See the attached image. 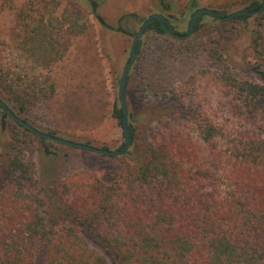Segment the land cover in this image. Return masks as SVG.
<instances>
[{
  "label": "trees",
  "instance_id": "obj_1",
  "mask_svg": "<svg viewBox=\"0 0 264 264\" xmlns=\"http://www.w3.org/2000/svg\"><path fill=\"white\" fill-rule=\"evenodd\" d=\"M202 14L195 17V30ZM145 31L166 34L157 19ZM259 39L256 32L255 77L228 63L221 41L207 42L200 57V43L197 49L188 39L166 46L154 40L147 62L165 84L176 79L170 92L188 95L194 81L206 80L200 96L207 99L211 91L214 102L177 105L151 129L143 154L116 168L113 181L82 168L47 190L24 149L26 135L15 134L9 153L0 144V264H264ZM17 82L16 77L9 81L8 73L0 75V98L5 101L6 95L21 109L36 92L18 88ZM0 115L9 117L1 106ZM112 116L121 125V105L114 104ZM127 126L133 148L128 154L137 156L136 126Z\"/></svg>",
  "mask_w": 264,
  "mask_h": 264
},
{
  "label": "rangeland",
  "instance_id": "obj_2",
  "mask_svg": "<svg viewBox=\"0 0 264 264\" xmlns=\"http://www.w3.org/2000/svg\"><path fill=\"white\" fill-rule=\"evenodd\" d=\"M253 1L261 2L194 0L195 7L213 9L221 15L245 9ZM161 4L159 0H0V75L8 73L9 81L11 77L18 79V88L36 92L21 109L6 95L4 102L41 131L98 148L119 149L124 142L123 131L112 110L114 104L121 105V75L133 34L155 12H162L177 32L185 33L195 8L191 0H162ZM256 32L264 50V9L245 19L225 21L202 14L199 28L183 38L197 49L200 43V57L205 55L207 42H223L228 63L255 77L251 67L259 60L253 42ZM154 40L165 46L182 44L180 39L153 31H145L140 38L124 89L127 124L136 126L137 156L128 154L133 148L124 155L100 157L86 149L43 140L21 132L11 118L0 115L3 152L9 153L17 132L26 135L29 141L24 149L47 190L55 181L82 168L100 171L106 181L116 179V168L133 163L143 154L151 129L177 105L186 108L193 101L202 107L214 102L211 91L207 99L200 96L206 80L201 85L194 81L188 95L170 92L176 79L165 84L166 79L147 62ZM42 47L47 51L45 56Z\"/></svg>",
  "mask_w": 264,
  "mask_h": 264
},
{
  "label": "water",
  "instance_id": "obj_3",
  "mask_svg": "<svg viewBox=\"0 0 264 264\" xmlns=\"http://www.w3.org/2000/svg\"><path fill=\"white\" fill-rule=\"evenodd\" d=\"M264 8V1L261 4V6L256 9L253 12H249L248 9H242V10H238V11H234L232 13H229L227 15H218L216 13L215 10L209 9V8H197L195 9L192 14L189 17V23H188V30L187 32L183 35V37H188L191 35V33L193 32V19L194 17L199 14V13H206L210 16H212L213 18H216L218 20H231L239 15H254L257 14L260 10H262ZM156 18L159 23L161 24V26L163 27V29L169 33L172 34V30L167 27L164 24V16L160 13H152L150 14L145 20L144 22L140 25V27L138 28V30L134 33L132 42H131V46H130V56L128 61L126 62V65L123 69L122 75H121V81H120V87H119V99H120V103L121 106L124 110V117L121 120V126H122V131H123V136H124V146L121 149H107V148H98V147H94L92 145H89L87 143H80V142H75V141H71L68 139H64L61 137H58L52 133H48L45 131H41L37 128H35L34 126H32L29 122H27L26 120L22 119L21 117H19L18 115H16V113H14L12 111V109L0 98V106L6 111L7 115L15 122H17L18 124L22 125L23 127H26L29 131H31L34 135H37L38 137H40L41 139L45 140V139H50L53 140L55 142L58 143H63V144H67L70 146H74V147H78V148H86V149H90L94 152H98V153H103V154H110V155H124L128 152L130 145H131V136H130V131L129 128L127 126V114H126V105H125V97H124V89H125V84H126V80H127V75H128V71L130 69V67L132 66L135 57H136V43L139 40V38L143 35L145 27L148 25V23L153 19ZM99 21L103 24V20H101L100 17H98Z\"/></svg>",
  "mask_w": 264,
  "mask_h": 264
},
{
  "label": "flooded vegetation",
  "instance_id": "obj_4",
  "mask_svg": "<svg viewBox=\"0 0 264 264\" xmlns=\"http://www.w3.org/2000/svg\"><path fill=\"white\" fill-rule=\"evenodd\" d=\"M263 1H264V0H261L260 3H258V2L256 3V2L253 1L250 5H248L247 7H245V9H248L249 12H253V11H255L256 9H258V8L261 6V4L263 3ZM159 3L161 4V3H162V0H159ZM258 4H260V6H259L258 8L249 9V8L254 7V6L258 5ZM161 5H162V4H161ZM191 5H192L193 7H195V2H194V0H191ZM197 8H203V7H195V8L193 9V11H194L195 9H197ZM205 8H206V7H205ZM263 9H264V8H263ZM263 9H262V10H263ZM212 10H213V9H212ZM241 10H242V9H241ZM262 10H260L259 12H261ZM193 11H192V12H193ZM215 11H216V10H215ZM236 11H238V10H236ZM192 12H191V14H192ZM233 12H234V11H233ZM259 12H258V13H259ZM155 13H158V12H155ZM216 13H217L218 15H221V14H220L219 12H217V11H216ZM231 13H232V12H231ZM258 13H257V14H258ZM151 14H152V13H151ZM160 14H162V12H160ZM191 14H190V15H191ZM204 14H206V13H204ZM149 15H150V14H149ZM149 15H148V16H149ZM162 15L164 16V24L172 30V34H169V33H167V32L165 31L166 34L169 35V36H171V37H173V38H175V39H184V38H183V35H184L187 31H186L185 33L177 32V31L174 29L173 25L169 23L167 17H166L164 14H162ZM190 15H189V17H190ZM226 15H227V14H226ZM254 15H256V14H254ZM254 15H249V14H248V15H239V16H242V19H245V18H247V17H251V16H254ZM132 16H135V15H132ZM148 16H147V17H148ZM221 16H222V15H221ZM147 17H146V18H147ZM195 17H196V16H195ZM195 17H194V19H193V27H194V28H193V32L195 31V26H194V20H195ZM211 17H212V16H211ZM146 18H145V19H146ZM235 18H237V17H235ZM235 18H233V19H235ZM145 19H144V20H145ZM153 19H156V18H153ZM153 19H152V20H153ZM215 19H216V18H215ZM144 20L141 22V24L144 22ZM152 20H151V21H152ZM231 20H232V19H231ZM151 21H150V22H151ZM223 21H225V20H223ZM150 22H149V23H150ZM149 23H148V24H149ZM188 23H189V18H188ZM103 24L105 25L104 22H103ZM141 24H140V25H141ZM160 25H161V24H160ZM139 27H140V26H139ZM146 27H147V26H146ZM146 27H145V29H146ZM137 30H138V29H137ZM187 30H188V28H187ZM144 32H145V30H144ZM193 32H192V33H193ZM192 33H191V34H192ZM143 34H144V33H143ZM133 36H134V34H133ZM140 38H141V37H140ZM140 38H139V40L137 41V43L140 41ZM132 39H133V38H132ZM137 43H136V46H137ZM135 50H136V47H135ZM129 56H130V55H129ZM136 56H137V52H136ZM135 58H136V57H135Z\"/></svg>",
  "mask_w": 264,
  "mask_h": 264
}]
</instances>
